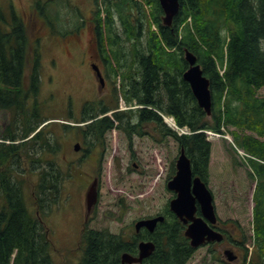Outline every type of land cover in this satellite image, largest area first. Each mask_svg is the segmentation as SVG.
<instances>
[{
    "label": "trees",
    "instance_id": "16d2710c",
    "mask_svg": "<svg viewBox=\"0 0 264 264\" xmlns=\"http://www.w3.org/2000/svg\"><path fill=\"white\" fill-rule=\"evenodd\" d=\"M93 6L115 104L88 102L80 119L62 116L73 123L45 113L41 46H34L24 20L14 16L9 23L0 7V111L10 114L7 124L0 123V264H54L53 243L40 218L64 202L67 180L84 173L81 161L62 160L65 136L78 132L94 149L116 121L130 132L154 123L162 140L170 136L185 150L193 174L206 183L212 143L202 131L225 127L255 157L248 162V175L256 181L251 261L264 264V97L258 94L264 88V0H181L171 26L164 25L158 0H93ZM48 22L55 25L54 18ZM185 49L196 55L210 81V115L183 79ZM120 96L143 107L118 111ZM109 111H115L112 117L106 116ZM161 114L174 116L194 133L178 136ZM135 117L140 122L132 126ZM184 229L168 211L150 234L156 250L144 264H186L194 248ZM145 235L87 229L79 264H119L124 253H138Z\"/></svg>",
    "mask_w": 264,
    "mask_h": 264
},
{
    "label": "rangeland",
    "instance_id": "374dc122",
    "mask_svg": "<svg viewBox=\"0 0 264 264\" xmlns=\"http://www.w3.org/2000/svg\"><path fill=\"white\" fill-rule=\"evenodd\" d=\"M68 1L71 5L58 0L46 8L48 19H55L53 27L45 22L39 25L35 19L27 22L34 46L38 40L42 42L41 98L47 100L45 113L59 115L57 118H60L61 123L75 122H68L62 116L71 113L72 118L80 119L88 101L100 103L104 98L102 92L95 91V77L86 67L88 54L87 59L83 56L90 52L88 42L92 32L87 29L85 21L91 15L93 3L91 0ZM72 3L80 8L77 10ZM0 5L11 21L8 2L0 0ZM17 12L23 17L18 4ZM23 19L28 21L26 17ZM258 94L264 97V88ZM120 104H123V100ZM9 120L10 114L0 111V123L5 125ZM139 130L145 134L131 141L119 130H113L103 145L98 144L93 149L98 150L97 154H90L82 163L85 172L83 177L67 180V197L46 217L51 229L54 264H79L82 260L81 238L87 215L86 195L94 179L99 182V195L88 219L89 229H108L115 234L124 230L130 234L134 231L135 222L155 217L169 205L174 193L167 184L173 176V166L179 156L178 144L170 136L162 140L149 125ZM77 133L74 131L65 136L62 160L76 158L74 145L83 140ZM211 142L208 185L214 195L218 218L225 231L244 244L251 256L255 249L253 195L256 181L248 175L251 168L233 151L230 140L218 138ZM83 143L82 146L87 148L84 140ZM72 173L76 172L72 170ZM227 244L228 241H225L217 246L216 258L211 254V248H200L187 264H216L219 260L217 264H224L223 250Z\"/></svg>",
    "mask_w": 264,
    "mask_h": 264
},
{
    "label": "water",
    "instance_id": "95a60500",
    "mask_svg": "<svg viewBox=\"0 0 264 264\" xmlns=\"http://www.w3.org/2000/svg\"><path fill=\"white\" fill-rule=\"evenodd\" d=\"M164 10L163 23L171 26L174 17L181 8V0H159ZM185 59L189 64V68L185 71L183 78L191 86L192 92L197 99L201 108L209 115L211 114L212 93L210 81L204 76L203 70L197 62V57L191 51H185ZM100 82L104 84V78L98 68H95ZM80 146L77 144L75 149L78 151ZM191 159L182 149L177 160V173L169 181L168 188L176 193V197L170 201L171 210L177 217L187 224L186 236L191 239V245L198 248L207 241L223 240V235L219 231H215L210 224L217 222V215L213 203V195L206 183L200 177H195L192 171ZM87 210L90 213L98 201V180L95 179L91 184L87 195ZM198 204L202 211V216H196ZM163 216L140 220L136 223V230L146 227L150 231H154L159 222L164 221ZM139 255L134 256L125 253L122 256L120 264H142L143 260L149 257L155 251V245L152 242H142L139 245ZM229 261L235 260L232 251L226 252Z\"/></svg>",
    "mask_w": 264,
    "mask_h": 264
},
{
    "label": "flooded vegetation",
    "instance_id": "af4514ba",
    "mask_svg": "<svg viewBox=\"0 0 264 264\" xmlns=\"http://www.w3.org/2000/svg\"><path fill=\"white\" fill-rule=\"evenodd\" d=\"M5 1L8 2V12H9V14H11L12 17L17 16L18 18H21L24 21H25V19H23V17H26V18H28V21H25L26 23L27 22L30 23L32 20L35 19V21L37 20V23L39 25L43 24L44 22H45V24H47V23L50 24L48 22V17L46 15V8L49 7L51 4H56V2H58V0H5ZM63 1H65L64 2L65 4L69 3L68 0H63ZM91 1L93 3V0H91ZM17 4L19 5V7L21 9L23 17H21V15H19V13L17 12ZM69 5H71V2L69 3ZM72 5L78 10L79 6L75 5L74 3H72ZM0 7H1V5H0ZM74 7H72V8H74ZM92 12H93V9H92ZM92 12H91V15H90L88 21H85V23L87 24V29H90L91 32H92L90 41L88 42V46H89V51L90 52L85 53L83 56H85V58H86L87 54H88V58L89 59H88V62H86V67L91 72V74L95 77V78L92 77L93 78V82H96L95 91L97 90L98 92H102V94L104 95V98L100 101V103L101 102L104 103L105 106H112V105L115 104L113 79H112L110 73L108 72V64L106 62L105 54L102 52L101 47H100V42H99L98 35H97V32H96L97 25H96V21L94 20ZM79 33H80V31L78 32V34ZM38 43L40 45H42L41 40H38ZM83 64L85 65V61L83 62ZM94 68H98L100 70V72L102 73V76L104 77V80H105L104 84H101L100 78L97 77V73H96ZM133 101L136 102L135 100H133ZM71 116H72V114H71ZM124 120H126V119L124 118ZM89 122L93 123V120L89 121ZM139 122H140L139 119L137 117H135L134 118V122L131 123V125L135 126V124H137ZM119 124H120V122L116 121V128L114 130H119L120 132H122L130 140H132L136 136H141V135L145 134V132L140 133L139 128L133 129L132 132L126 131L125 129L120 128ZM146 125H149L151 128L156 129V126H155L154 123H150V124H146ZM112 131H107L105 133L103 142L107 139V136ZM103 142H102V145H103ZM82 143H83V140L80 143L81 147L76 152V158L74 160L76 162H80L81 161L83 163L90 154L96 155L98 150L84 148L82 146ZM102 152H104V150H102ZM174 197H175V193H174L173 198ZM168 211L171 212L169 205L159 215H166V217H167ZM196 215L197 216H201L202 215V211H201V208H200L199 205H198V210H197ZM88 221L89 220L87 219V217L85 215L84 222H83L85 227H84L83 231L86 229V227L88 225ZM190 223L191 222L189 221L187 224H184V223L183 224L185 225L184 236L188 240V242H189V244L191 246V239L185 235V230L187 229V227H188V225ZM221 225H222V222H220L219 218H218L217 223H215L213 225L210 224V226L214 230L219 231V232H221L224 235L223 241L222 242H217V241L206 242L202 246H200L198 248H195L194 249V254L200 248L209 247V248H211V250H210L211 254L214 255V257H215L216 253H217V249H216L217 246H219L221 243H223L225 241H228V244L225 246V248L223 250V254H226L227 251H231L232 250L233 253H234L232 255H235V257L237 258L233 262H237L238 260H240L238 262V264H253L252 261H251V257L248 254V250L246 249V246L244 244L240 243V242H237V240L235 239L234 235L227 233L225 231V229L223 228V226H221ZM156 230H155V232H156ZM134 231L135 232H134L133 235H139L141 233L146 234L145 235L146 238L143 239L146 242H153L154 241V238L151 237L150 234H155V232L151 233L152 231H149L147 228H143V227L139 231H137L136 230V222L134 224ZM236 243H238V244H236ZM192 257L189 260H191ZM189 260L187 261V263L189 262ZM217 262H215V263L217 264ZM222 262L224 264H233V262H230V261H228L226 259L222 260ZM218 263H220V260H219Z\"/></svg>",
    "mask_w": 264,
    "mask_h": 264
},
{
    "label": "built area",
    "instance_id": "2783aa9c",
    "mask_svg": "<svg viewBox=\"0 0 264 264\" xmlns=\"http://www.w3.org/2000/svg\"><path fill=\"white\" fill-rule=\"evenodd\" d=\"M170 123H171V126H172L174 129H179V128L177 127L176 123H175L173 120H171Z\"/></svg>",
    "mask_w": 264,
    "mask_h": 264
},
{
    "label": "bare ground",
    "instance_id": "6f19581e",
    "mask_svg": "<svg viewBox=\"0 0 264 264\" xmlns=\"http://www.w3.org/2000/svg\"><path fill=\"white\" fill-rule=\"evenodd\" d=\"M188 50V49H185V51ZM190 51V50H189ZM194 54V53H193ZM195 55V54H194ZM185 57V56H184ZM196 176V175H195Z\"/></svg>",
    "mask_w": 264,
    "mask_h": 264
}]
</instances>
